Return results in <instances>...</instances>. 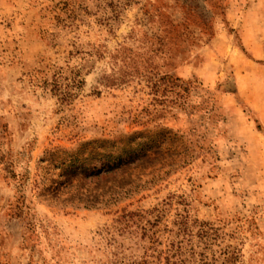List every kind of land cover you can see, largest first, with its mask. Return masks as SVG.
<instances>
[{
	"label": "rangeland",
	"instance_id": "374dc122",
	"mask_svg": "<svg viewBox=\"0 0 264 264\" xmlns=\"http://www.w3.org/2000/svg\"><path fill=\"white\" fill-rule=\"evenodd\" d=\"M82 145L157 171L87 207ZM0 264H264V0H0Z\"/></svg>",
	"mask_w": 264,
	"mask_h": 264
},
{
	"label": "trees",
	"instance_id": "16d2710c",
	"mask_svg": "<svg viewBox=\"0 0 264 264\" xmlns=\"http://www.w3.org/2000/svg\"><path fill=\"white\" fill-rule=\"evenodd\" d=\"M145 145H82L73 151L57 150L51 156L59 162L63 187L79 185L77 202L92 207L107 195L110 202L129 194L135 181L146 171H157V146L146 150ZM135 174V179L132 176ZM155 175H153L154 177ZM93 185V189L87 186ZM86 188H85V187ZM106 187V189H104ZM83 192H87L84 195ZM77 193V195H78ZM74 200L69 197L66 201Z\"/></svg>",
	"mask_w": 264,
	"mask_h": 264
}]
</instances>
